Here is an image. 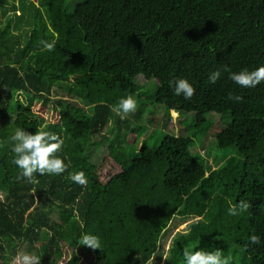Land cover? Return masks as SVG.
Segmentation results:
<instances>
[{
    "label": "trees",
    "instance_id": "obj_1",
    "mask_svg": "<svg viewBox=\"0 0 264 264\" xmlns=\"http://www.w3.org/2000/svg\"><path fill=\"white\" fill-rule=\"evenodd\" d=\"M53 39L45 50L41 41ZM261 65L264 0H0V264L19 248L53 264L66 246L63 264H145L174 215L192 219L171 234L165 264H184L193 247L264 264V82L242 88L223 71ZM137 77L155 79L150 99L163 108L162 124L173 111L185 134L164 132L153 146L142 138L129 150L130 133L144 125L129 126L112 107L144 92ZM179 78L195 88L191 100L170 87ZM213 112L224 124L210 167L195 139ZM43 126L64 140L67 170L17 179L10 137ZM105 155L118 170L101 179ZM77 171L87 186L69 179ZM242 200L251 207L228 215ZM53 207L70 211V227L50 219ZM83 234L98 236L101 249L87 247L90 259L78 262Z\"/></svg>",
    "mask_w": 264,
    "mask_h": 264
},
{
    "label": "clouds",
    "instance_id": "obj_2",
    "mask_svg": "<svg viewBox=\"0 0 264 264\" xmlns=\"http://www.w3.org/2000/svg\"><path fill=\"white\" fill-rule=\"evenodd\" d=\"M44 49L53 51L55 49V39L52 41H41ZM224 72L229 73V79L242 88L256 87L264 82V65L258 66L253 70L247 68L239 72H232L227 66L223 68ZM220 69L214 70L208 76V80L215 84L221 77ZM170 87H173L176 95H182L186 100H191L195 94V88L185 78H179L169 81ZM228 99L235 102H241L242 97L238 94L228 93ZM138 104L132 95H127L119 99L118 103L112 107V111L121 119H126L129 113L137 110ZM43 126L35 132H29L25 129L16 128L11 135V151L14 154L12 163L21 171L17 177L26 178L30 183H35V175H60L67 170L68 165L64 162L58 153L62 151L64 140L53 132L46 130ZM2 146V145H0ZM69 179L73 182L87 186L88 180L83 171H77L69 174ZM251 207L249 201H240L238 204L230 205L228 215L239 216ZM185 232L184 235H189ZM79 244L87 246L93 250L101 249V241L94 234H83L78 241ZM250 244H259L260 237L252 234L249 237ZM185 248L183 250L184 264H233L231 255L225 256L220 248L212 247V250L204 248ZM165 260L167 257L164 258ZM20 264H40V257L27 253L19 257Z\"/></svg>",
    "mask_w": 264,
    "mask_h": 264
},
{
    "label": "rangeland",
    "instance_id": "obj_3",
    "mask_svg": "<svg viewBox=\"0 0 264 264\" xmlns=\"http://www.w3.org/2000/svg\"><path fill=\"white\" fill-rule=\"evenodd\" d=\"M138 81L140 82V88L144 91L141 95L136 99L138 107L134 113H129L126 118V123L129 126L144 125L143 131H134L130 133V141H129V150L134 151L140 144L142 138L149 146H153L156 144L158 138L164 132H172L177 134H185V121L182 122V117L177 115L175 112L171 111V119L167 120L165 125L162 124L161 115L163 113V108L160 104L154 103L151 101L150 94L155 88L156 81L152 78H144V77H137ZM53 95L49 99H51ZM52 103L51 101H47V104ZM138 114V117H136ZM184 119L187 121L188 117L191 115L190 112L182 113L181 114ZM48 118H51L50 113H46ZM115 117V116H114ZM209 117V116H208ZM210 117L212 118V124L207 128L205 135H202V138L196 137V143L198 145L199 151L206 157L207 163H209L210 167L214 165L215 155L212 153L213 143H214V136L216 132L220 131L221 127L223 126L224 120L220 117V114L211 113ZM152 122H150V119ZM147 120V121H146ZM112 125V121L108 122V126ZM108 130V128L106 129ZM137 133V134H135ZM202 141V144L200 142ZM207 148L208 153H207ZM110 157L105 155V157L101 160L99 169L97 168L98 176L103 179L108 174H111L118 170V165L112 163ZM73 212V211H72ZM50 219L54 222H59L60 229L61 227H70L72 225L71 219L72 215L68 210H60L57 207H53L50 213ZM192 219L191 216H177L174 215L171 217L168 225L163 230L159 237L158 245L154 253L152 254L151 258L145 264H165L166 260L164 259L167 257L168 247L171 242V234L175 230H181L187 227L189 220ZM70 249L66 246L63 247L62 252L60 255L56 256V262L53 264H63L65 261L64 259L67 257ZM75 252L79 256V261H88L91 257L90 251L87 246L81 245L77 243L75 247ZM27 253L30 255H34V250H25L23 248L17 249L16 253L14 254L10 264H20L19 257L21 254Z\"/></svg>",
    "mask_w": 264,
    "mask_h": 264
}]
</instances>
